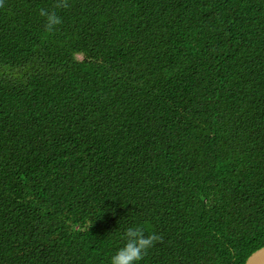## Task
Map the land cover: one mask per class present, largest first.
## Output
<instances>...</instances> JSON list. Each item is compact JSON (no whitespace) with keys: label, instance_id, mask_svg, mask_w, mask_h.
Listing matches in <instances>:
<instances>
[{"label":"trees","instance_id":"trees-1","mask_svg":"<svg viewBox=\"0 0 264 264\" xmlns=\"http://www.w3.org/2000/svg\"><path fill=\"white\" fill-rule=\"evenodd\" d=\"M0 7V264H246L264 247V0ZM81 57V58H80Z\"/></svg>","mask_w":264,"mask_h":264},{"label":"clouds","instance_id":"clouds-1","mask_svg":"<svg viewBox=\"0 0 264 264\" xmlns=\"http://www.w3.org/2000/svg\"><path fill=\"white\" fill-rule=\"evenodd\" d=\"M3 6L4 0H0V7ZM68 7V0H55L52 9H39V15L44 18L45 31L53 33L57 30L63 22L57 10ZM161 239L155 231L146 233L145 228L139 225L130 226L123 233V245L110 257L109 264H138Z\"/></svg>","mask_w":264,"mask_h":264},{"label":"water","instance_id":"water-1","mask_svg":"<svg viewBox=\"0 0 264 264\" xmlns=\"http://www.w3.org/2000/svg\"><path fill=\"white\" fill-rule=\"evenodd\" d=\"M246 264H264V247L255 252L246 262Z\"/></svg>","mask_w":264,"mask_h":264},{"label":"rangeland","instance_id":"rangeland-1","mask_svg":"<svg viewBox=\"0 0 264 264\" xmlns=\"http://www.w3.org/2000/svg\"><path fill=\"white\" fill-rule=\"evenodd\" d=\"M81 58V57H80Z\"/></svg>","mask_w":264,"mask_h":264}]
</instances>
